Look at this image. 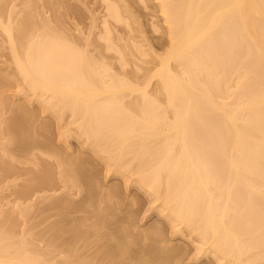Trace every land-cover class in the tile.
Listing matches in <instances>:
<instances>
[{
    "label": "bare ground",
    "instance_id": "obj_1",
    "mask_svg": "<svg viewBox=\"0 0 264 264\" xmlns=\"http://www.w3.org/2000/svg\"><path fill=\"white\" fill-rule=\"evenodd\" d=\"M103 3L106 15L100 39L105 41L106 51L119 53L115 51L124 66L123 56L128 51L113 45L110 21L131 28L130 15L128 18L123 15L125 6L120 8L118 1ZM156 3L166 25L168 50L165 55L156 56L159 64L150 76V80H156L155 94L147 91L148 84L132 85L115 77L103 62L104 65L95 64L89 55L72 44L67 45L60 34H54L50 25L46 26L51 30L45 26L47 31L33 37L36 25L31 12L26 16L31 21L26 18L24 23L33 25L21 24L32 31L22 25L14 35L17 40L7 26L2 24L5 26L2 28L0 24L13 47L11 52L23 41L22 47L11 55L26 104L23 107L13 104L14 108L9 104L11 100H4L15 114L6 123L7 126L9 123L6 130L14 131L10 141L15 134L12 139L16 147L11 141L9 148L20 145L23 152L30 148L31 141L37 143V139H29L33 115L28 107L33 101L58 120L69 114L78 130V141L106 164L108 173L121 177L127 184L135 183L153 197L156 210L171 225L173 234L186 233L195 239L200 253L212 256L218 264H264V74L260 77L257 73L258 67L264 66V0H156ZM128 9L129 6L124 10L130 13ZM224 40L228 44L229 64L240 67L237 69H242L243 77L232 80L225 74V52L221 51ZM248 42L255 54L245 53L244 44ZM132 47L129 53L135 51ZM229 91L231 97L229 93L225 103ZM232 94L243 96L242 99L235 96L242 105ZM132 95L135 100H128ZM42 128L46 130L44 125ZM65 136L66 133H60L61 141ZM7 145L1 147L4 154L15 151H7ZM65 164L61 173L65 178L71 176L70 179L67 176L70 186L79 185V181L89 176L86 166ZM58 207L65 210L67 206ZM2 223L0 231L4 228ZM10 226L3 230L10 235L0 233V264H44L27 237H14V227ZM73 228L69 235L77 240L78 232ZM57 229L53 228L60 239L53 231L50 235L56 239L52 241L54 245L57 240L61 245H70V239L67 243L61 240L64 230L60 228L63 234H57ZM162 235L161 229L153 228L149 237ZM157 241L163 244L161 239ZM69 249L67 255L73 251ZM109 251L116 260L127 257L124 245ZM158 262L170 263L167 256Z\"/></svg>",
    "mask_w": 264,
    "mask_h": 264
},
{
    "label": "rangeland",
    "instance_id": "obj_2",
    "mask_svg": "<svg viewBox=\"0 0 264 264\" xmlns=\"http://www.w3.org/2000/svg\"><path fill=\"white\" fill-rule=\"evenodd\" d=\"M103 1L0 0V24L1 27L3 25L7 26L4 27L12 32L10 34L14 39L18 28H21L22 25L25 26V23L26 25L30 23L26 21L24 23V20L31 12L32 22L35 23L34 26L36 25L33 37L40 32H44L46 25H50L51 29L54 30L53 33L60 34L65 39L64 41L68 43L67 45L72 44L74 48L76 46L79 51H83L85 55H89L88 57H91V59L93 58L92 60L95 61H91L95 64H98V62L100 64L104 63L107 68L109 67V71L113 72V75L115 74V77L125 79V81L127 80L128 83L135 86L148 84L147 91L150 94L157 93L156 80H150V76L159 64L156 56H163L168 50V38L165 33L166 25L156 0H113L114 2L118 1L120 8L129 6L131 9H128L130 13L124 10L125 7L122 9L123 15H127V18L130 15L128 23L131 28L110 21L113 45H115V48L119 46V48H123V51L124 49L128 51L127 55L123 56L126 61V63L124 61V66L119 62V53L116 50L106 51L105 41L100 39L103 33L102 24L106 15ZM29 19L27 18V21ZM21 22L24 24H21ZM32 22L29 25H33ZM27 27L26 30L30 29L32 31L31 28L27 29ZM47 28L51 30L49 27ZM19 32L23 33L21 29ZM26 32L28 33V31ZM14 40L13 44L16 42ZM21 40L18 39L19 42ZM22 42L18 46L14 44L17 47L16 49L14 46V51H17L20 46L22 47ZM133 42L136 46L132 44ZM223 42L221 43V45L223 44L221 46L223 50L221 51L225 52L223 55V59L225 58L226 61V63L224 61L226 64L225 70H227L225 74L227 73V76L231 77L232 80L233 77H243L242 69L238 70L240 67H236L235 64L232 66L231 62L229 64L228 44L225 40ZM248 43L244 44L246 46L245 53L250 54L252 52L251 54H253L254 48L250 49L251 44ZM130 46L134 47V49L132 47L135 50L133 53L132 50L129 53ZM10 47L9 39H7L3 29L0 28V94L3 93L0 95V101L2 100L0 102V117L4 121L2 123L1 120L0 149L4 144L7 145L11 141L14 146L16 145L13 141L14 133L11 136V141L9 140L11 133L14 131L11 133V130L7 131L9 123L8 126L6 123L14 119V117L12 118V116H15L12 107H16L13 104L18 107L25 103V96L20 94L22 82L12 63L13 54L11 55V53L14 51L11 52ZM20 50L21 53L22 49ZM262 66L258 67L257 72L260 77L264 74V66ZM231 83H229V86L235 85H231ZM232 91H229L226 97L229 96V93V97H231ZM236 94L239 93L236 92ZM233 96L237 95L232 94ZM6 97H10V99ZM134 97L135 95H132L127 98L133 101ZM238 99L237 102L242 105ZM4 100H11L12 104L10 102L9 104L12 107L6 105ZM227 100L229 98L224 102L226 103ZM226 105H230V103ZM28 108L33 115L29 123L33 132H31L29 139H37V143L33 144L35 140H30V148L28 149L26 148L28 146H26L25 148L28 150L25 152L26 149H24V153L20 145V147L17 145L18 147L15 149L12 148L15 150L14 153L9 148L8 143L6 146L8 148L5 149H8L9 152L11 149L14 156L11 152V154H4V149H1L2 152L0 151V221L4 225L1 231L12 225L10 229L14 227L12 229L14 235L12 233L11 236L17 238L26 236V239L30 241V247L35 249L36 254H40L41 259L50 264L67 263L65 260L70 261L68 262L70 264L73 261H76V263H80V261L82 263L83 261L84 264H158V259L166 256L168 262L170 261L169 264H218L212 256H206L197 250L195 239H190L186 233L180 235L172 233L171 225L156 210L157 203H154L153 197L142 191L135 183L127 184L121 177L108 173L106 164L96 158L88 147L83 146L78 141L76 136L78 130L72 124L74 122L73 118L70 117L71 115L66 114L63 118L61 117V120H58L53 114L45 113L36 101H33ZM43 125L46 128L45 131H43V128L41 130ZM61 132L67 135L63 138L65 140L62 141L60 139ZM11 155L14 162L11 161ZM65 162L68 166L69 163L77 164L80 167L86 166V170H89V176L82 180L83 182L79 181V185L76 184L77 186L73 187L74 184L72 183V186H70L68 180L71 176L67 175L69 178L67 180V176L65 178L61 173L62 167L65 168ZM62 163H64L63 166ZM59 204H65L66 209L61 210L64 208L62 206H60V208L62 207L60 210L57 209ZM68 205L71 206V209L68 208ZM72 227H76L75 229L79 234H77V240L76 237L74 240L71 237L72 235H69L72 232ZM53 228H59L57 229L58 232L60 228L64 230V238L62 237L61 240L64 239L67 243L72 238L74 241H69L70 245H61L57 240L54 245L52 241L56 239L51 237V231L54 233ZM74 228L73 230H75ZM153 228L161 229L163 235L160 238L149 237L153 233ZM58 232L56 233L60 234L62 230ZM8 234L5 233V235ZM54 235L55 237L59 236L55 233ZM50 237L53 239L51 240L53 246ZM157 239H161L163 244H160ZM27 240L25 241L27 242ZM19 241L21 242V239ZM27 245L29 246V243ZM123 245L127 251L125 259L117 258L116 260L114 254L117 251L111 253L114 257L108 253L111 251H109V248L119 249ZM69 246L73 249H69ZM68 249L73 250V253L70 251L72 254L67 255ZM65 252L67 253L65 254ZM41 261L40 263L43 262Z\"/></svg>",
    "mask_w": 264,
    "mask_h": 264
}]
</instances>
